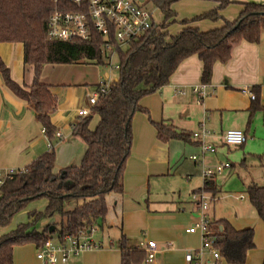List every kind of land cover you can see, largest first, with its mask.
I'll use <instances>...</instances> for the list:
<instances>
[{
    "label": "crops",
    "instance_id": "crops-1",
    "mask_svg": "<svg viewBox=\"0 0 264 264\" xmlns=\"http://www.w3.org/2000/svg\"><path fill=\"white\" fill-rule=\"evenodd\" d=\"M190 1L195 4V13L201 12L183 20L211 11L218 5L214 1ZM232 1L233 3L221 11L222 17L230 22L239 17L243 9L242 3L264 4V0ZM222 24V21L204 20L193 26L201 31H208ZM181 28L180 24L178 32ZM169 33L177 34H172L170 28ZM263 46L264 33L258 44L243 41L237 45L228 63H216L210 83L216 89V93L205 98L201 103L198 102V95L192 92L194 86L202 84L203 64L197 56L184 60L167 86L140 101V105L149 111L151 118L141 112L135 114L132 122L131 156L124 172L123 193H112L106 197L107 215L102 227L107 229L103 230V239L111 249L85 252L82 253L81 259L80 256L72 257L66 263L58 264H121L120 246L114 249V242H119L123 235L127 237L130 247L146 250L149 242H155L156 254L166 257L162 264H188L185 259L187 252H196L202 245L200 231L189 232L199 220V209L192 200V195L204 186L202 177L204 169L214 168L225 162H229L231 168L211 179L218 192L211 202L207 215L216 229L217 227L220 230L223 229L218 224L221 220L229 222L237 230L252 229L255 234V248L248 252L245 264L263 263L264 222L257 216L250 201L244 204L245 196L237 195V193L242 190L247 194V189L251 185L264 186V176L263 179L260 177L261 182L256 181L253 176L241 177L239 172L234 173L236 165L230 161L231 157L238 155L237 151L243 150L250 155L258 144L264 146V125L263 127L261 125L264 108V96L261 95L264 89L261 77ZM0 56L9 69L10 77L16 83L25 89L33 84L34 67L25 63L22 43H1ZM79 68L77 64L46 65L40 76V82L50 86L57 101L56 110L51 118L52 124L56 132H61L65 137L55 150L57 171L71 165H78L86 151V144L72 135V125L79 120L78 110L88 106V97L93 93L94 88L92 91L88 89L89 76L87 73L85 75L84 72H80ZM94 83L95 87L98 82ZM244 85L260 90V109L256 112L261 113L256 115L255 119L252 118L254 120L250 125L248 120L254 103L249 96L240 92L242 87H246ZM178 90H183L185 94H178ZM94 118L96 121L91 122V129H94L99 121L98 116L93 115ZM151 120L155 123L173 125L190 140L176 139L167 143L161 142ZM202 129L207 132L204 143L215 147L216 153H204L201 147L202 142L192 138L193 133L200 132ZM232 129L242 130L246 134V144L233 147L224 143V134ZM49 141L34 108L27 101L17 97L5 85L0 74V170L25 169L48 152ZM194 156L198 158V162L192 160ZM262 166L263 162L260 163V167ZM235 176L240 189L235 191L234 198L240 203H237L238 207L234 215L221 218L215 205L225 196H231V192L225 189ZM158 178H172L176 185L180 181L184 192L178 195L173 192L162 197L155 195L153 184ZM187 193L188 196H186ZM32 210L37 209L32 208L31 204L27 211ZM49 222L55 221L43 220L39 227L43 228ZM146 228L152 231L148 236L143 232ZM141 232L144 236L143 240H139ZM7 233L3 232L1 235ZM26 248L38 251L34 244L27 245ZM23 249L25 248L15 247L14 264H17V259H22ZM155 264H160L156 261V257ZM203 264L228 263L224 259L216 260L206 253L203 256Z\"/></svg>",
    "mask_w": 264,
    "mask_h": 264
},
{
    "label": "trees",
    "instance_id": "trees-1",
    "mask_svg": "<svg viewBox=\"0 0 264 264\" xmlns=\"http://www.w3.org/2000/svg\"><path fill=\"white\" fill-rule=\"evenodd\" d=\"M183 0H149L160 12L163 20L142 39L126 51L118 52L119 76L107 95L100 96L92 109V115L80 119L72 131L74 137L86 144V151L78 165L56 170V128L51 118L57 101L50 86L40 82L46 65L105 64L103 41L95 35L91 41H51L47 37V25L53 11L52 0H0V44L22 43L24 61L34 67L35 78L27 89L16 83L0 56V74L5 85L19 98L27 101L41 122L44 133L55 144L53 149L39 157L7 180L0 188V229L8 227L21 211L39 200L46 199L44 211L28 212L29 222L20 224L7 234H0V264H14L15 247L34 244L41 249L49 239L63 242L67 235L80 230H91L96 223H103L107 215L106 197L123 193V178L131 156L132 122L136 113H150L140 101L167 86L179 65L191 56H197L203 64L202 83L210 84L216 63L226 64L233 57L234 48L245 41L258 44L264 33V4L242 3L243 9L235 21H227L221 11L232 0H193L217 2L211 11L192 19L180 21L181 30L169 33L171 23L176 22L174 5ZM209 20L222 21V26L201 31L193 25ZM256 99L250 110L248 125L254 113L260 109V90L253 89ZM264 114V108L262 109ZM93 115L99 121L90 128ZM152 124L158 139L188 141L190 138L173 125ZM205 190L217 194L214 181L205 183ZM248 199L257 216L264 222V186L251 185ZM57 216L58 219L43 228L39 224ZM219 241L216 247L221 259L228 264H245L247 254L255 248L252 229L237 230L229 222H218ZM51 226L55 227L53 233ZM121 264H143L145 249L130 247L123 235L119 241ZM264 264V261L263 263Z\"/></svg>",
    "mask_w": 264,
    "mask_h": 264
},
{
    "label": "built area",
    "instance_id": "built-area-1",
    "mask_svg": "<svg viewBox=\"0 0 264 264\" xmlns=\"http://www.w3.org/2000/svg\"><path fill=\"white\" fill-rule=\"evenodd\" d=\"M52 2L54 8L47 25L48 39L60 42L73 40L88 42L95 35L100 36L103 41L102 52L105 56L103 67L109 68L110 71L119 70V65L114 66L119 51L128 50L133 43L138 42L158 25L154 17L157 9L149 0H52ZM114 82L112 76L107 75L106 80L94 87L93 93L88 97V106L77 112L79 120L92 115V109L98 103L100 96L107 95ZM241 91L252 101L256 99V94L249 87H242ZM192 92L198 95V102L201 103L205 98L214 95L216 89L210 84L202 83L194 86ZM177 93L185 94L183 90H178ZM78 121L72 125V130ZM206 135L207 132L202 129L200 132L193 133L192 138L202 142L201 147L204 153L214 154L215 147L203 141ZM55 138L59 142L65 139L61 132H56ZM223 141L226 145L241 147L246 144L247 136L242 130L232 129L224 134ZM54 146L55 144L49 141L48 149L51 150ZM192 160L198 162L195 156ZM230 168L231 164L225 162L214 168L204 169L202 174L204 186L192 195V200L196 203L200 214L198 222L189 232L200 231L202 245L196 252H187L185 259L188 264H203V256L206 253L216 260L221 259L216 247L219 241L217 229L207 215L215 197L205 190V183ZM18 172L14 169L0 170V188ZM93 230L94 227L91 230H80L76 234L67 235L63 242L49 239L41 249H38L37 259L42 264L66 263L70 258L78 257L82 253L100 251L101 245L89 238ZM146 253V262L155 264V242L148 243Z\"/></svg>",
    "mask_w": 264,
    "mask_h": 264
},
{
    "label": "rangeland",
    "instance_id": "rangeland-1",
    "mask_svg": "<svg viewBox=\"0 0 264 264\" xmlns=\"http://www.w3.org/2000/svg\"><path fill=\"white\" fill-rule=\"evenodd\" d=\"M174 9L176 10L178 17L176 19L177 21L171 23V25L169 27L170 32L172 34H175L178 32L179 26H180V24H179L180 21H182L184 18H191V17H193V14H199L201 12L200 11L199 13H195V4H194V2H192L190 0H183V1L176 3ZM154 17H155V21L157 24L161 23L163 20L160 12L158 10L155 12ZM263 50H264V46H263ZM77 65H79V67H80L79 68L80 72H82V73L84 72L85 75L87 73V75L89 76V79H88L89 85L87 87L90 91L93 90L95 81L98 83L101 81H104V80H106L107 75H111L112 79H114V80L117 79L119 76V70L110 71L109 68H106L103 66H97L94 64H90V63H80ZM118 65H119V60L117 58L114 61V66H118ZM261 77H262V81L264 83V59H263L262 67H261ZM244 86H247L250 88V90H253V88L251 86H248V85H244ZM240 92H242V91H240ZM261 95H262V97L264 96V89L262 90ZM259 113H261V112L260 111L255 112L253 115V118L255 119V116L259 115ZM254 119H252V120H254ZM95 121H96V118H94L92 120V122H95ZM261 125H262V127L264 125V114L262 116ZM237 154L238 155L230 158V161L236 165L234 173L236 174L239 172L238 174H240L241 177L253 176L256 181L261 182V180L263 179V176H264V146H261L258 144L256 147L253 148L250 155L247 152L244 153L243 150L237 151ZM243 154H246V155H243ZM262 162H263V166L260 167V163H262ZM260 177H262V179H260ZM171 179L172 178H158L156 183L153 184V189H154L153 193L155 195H158L159 197H162V196H165L167 194H172L173 192H175L176 195H178L180 192H184V190L181 189L182 183L180 181H178L177 185H176V183L174 184ZM237 183H238V179L235 176L233 181H231L229 183V185H227V189H225L226 191L231 192V196L230 195L227 197L225 196L219 203H217L215 205V208H216L217 212L220 214L221 218H229L231 215H234L236 207H238L237 203H240L239 201H236L234 198L235 191L240 189ZM240 194H243L246 198L244 201V204H248L249 199H248V195L246 194V192L239 190L237 195H240ZM181 195L184 196L183 194H181ZM186 196H188V193L186 194ZM159 199H162V198H159ZM46 203H47L46 199L36 201V202L32 203V208L34 207L37 210H44L46 207ZM199 214H200V212L198 210V218H199ZM57 219H58V217L54 216L53 218H51V221H56ZM27 222H28V211L27 210L21 211L20 213H18L13 218L11 224L8 227L0 229V232H1L0 234H2L3 232H11V231L15 230L20 224H25ZM53 223L54 222H49L47 225H52ZM106 229L107 228L103 229L102 223L100 221V222L96 223V225H94V230L89 235V238L94 243L101 245L102 249H100V251H102V250L105 251L106 249H111V247L105 243V239H103V234H104L103 230L105 231ZM143 232L146 234V236H148L151 234L152 231L150 228H146L143 230ZM140 237H141V239H140ZM140 237H139V240L144 239L142 232L140 233ZM102 243H104V245ZM27 245H30V244H27ZM27 245L20 246V247H24L25 249H23L21 252L22 253V259H17V264H41V262L39 260H37V258H36V254H37L36 249L26 248ZM118 246H119V242L115 241L114 242V249L115 248L117 249ZM92 252H98V251L96 250V251H92ZM82 257H83V254L80 255V259ZM155 257H156V261L159 262L160 264H162L166 258L165 255H161V254H159V255L156 254ZM148 264H152V263H148Z\"/></svg>",
    "mask_w": 264,
    "mask_h": 264
},
{
    "label": "water",
    "instance_id": "water-1",
    "mask_svg": "<svg viewBox=\"0 0 264 264\" xmlns=\"http://www.w3.org/2000/svg\"><path fill=\"white\" fill-rule=\"evenodd\" d=\"M54 230H55V227H54V226H51V228H50V232L53 233Z\"/></svg>",
    "mask_w": 264,
    "mask_h": 264
}]
</instances>
